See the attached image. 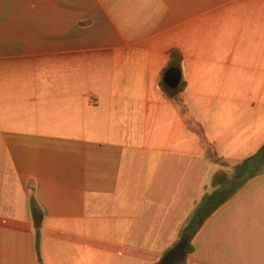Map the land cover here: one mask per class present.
Listing matches in <instances>:
<instances>
[{"label":"crops","instance_id":"obj_1","mask_svg":"<svg viewBox=\"0 0 264 264\" xmlns=\"http://www.w3.org/2000/svg\"><path fill=\"white\" fill-rule=\"evenodd\" d=\"M205 143L264 146V0H0V264H159L217 191ZM263 166L182 264H264Z\"/></svg>","mask_w":264,"mask_h":264},{"label":"trees","instance_id":"obj_2","mask_svg":"<svg viewBox=\"0 0 264 264\" xmlns=\"http://www.w3.org/2000/svg\"><path fill=\"white\" fill-rule=\"evenodd\" d=\"M178 51L174 50L171 52V63L169 68L180 67V60L177 58ZM168 68V69H169ZM163 87V85H162ZM185 83L182 82L179 91L184 90ZM164 90V88H163ZM165 91V90H164ZM166 92V91H165ZM205 148L207 151V156L210 160L214 162L223 164V160L218 158L216 151L205 143ZM264 165V146L261 150L254 156L236 164L233 168L232 174L229 176L227 173H219L215 180V186L217 191L212 195L207 197L206 200L197 208L195 216L193 219L197 218L196 226H192V222L187 224L182 232V236L177 244L170 250L172 252L177 248L182 242L186 243L185 256L190 255L194 252V247L191 244L193 234L195 231L200 229V227L205 223V221L226 201L231 199L237 192H239L250 180L257 177L259 169ZM37 228L36 238H37V250L40 249V231ZM184 256V257H185ZM184 257L173 264H182ZM163 260L159 263L162 264Z\"/></svg>","mask_w":264,"mask_h":264},{"label":"water","instance_id":"obj_3","mask_svg":"<svg viewBox=\"0 0 264 264\" xmlns=\"http://www.w3.org/2000/svg\"><path fill=\"white\" fill-rule=\"evenodd\" d=\"M164 81H165L166 89L172 94H175L181 82L180 70L177 68H171L167 72ZM195 225H196V221L193 222L192 226L195 227ZM36 227H40V223H37ZM185 251H186V243L182 242L177 246L175 250H173L167 256H165L162 264H173L179 261L182 257L185 256Z\"/></svg>","mask_w":264,"mask_h":264},{"label":"rangeland","instance_id":"obj_4","mask_svg":"<svg viewBox=\"0 0 264 264\" xmlns=\"http://www.w3.org/2000/svg\"><path fill=\"white\" fill-rule=\"evenodd\" d=\"M219 167L221 168V172H224V173H227L229 176L232 174V172H233V166H232V164H219ZM264 171V166H263V168L261 169V172H263ZM260 172V173H261ZM247 225L248 224H246V229H247ZM249 226H250V228H253V226H254V224H249ZM261 249V248H260ZM251 251H252V249H251ZM262 252H263V250H262ZM262 252H261V255H260V258H261V261L263 262V256H262ZM251 254V253H250ZM251 257L252 258H254V256L251 254Z\"/></svg>","mask_w":264,"mask_h":264}]
</instances>
